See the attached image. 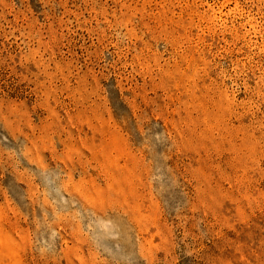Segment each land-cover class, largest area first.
Wrapping results in <instances>:
<instances>
[{"label":"rangeland","instance_id":"rangeland-1","mask_svg":"<svg viewBox=\"0 0 264 264\" xmlns=\"http://www.w3.org/2000/svg\"><path fill=\"white\" fill-rule=\"evenodd\" d=\"M0 264H264V0H0Z\"/></svg>","mask_w":264,"mask_h":264}]
</instances>
